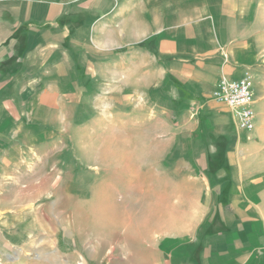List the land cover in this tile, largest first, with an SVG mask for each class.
<instances>
[{
    "label": "rangeland",
    "instance_id": "rangeland-1",
    "mask_svg": "<svg viewBox=\"0 0 264 264\" xmlns=\"http://www.w3.org/2000/svg\"><path fill=\"white\" fill-rule=\"evenodd\" d=\"M253 14L264 17V0ZM81 53L75 71L46 88L53 103L28 94L0 104V264H172V250L202 234L203 212L226 204L235 181L264 237V123L242 133L212 93L192 98L164 70L149 71L154 54L140 52V69L121 75ZM187 197L194 223L167 231ZM206 245L203 237L197 255ZM254 252L249 264H264V245Z\"/></svg>",
    "mask_w": 264,
    "mask_h": 264
},
{
    "label": "crops",
    "instance_id": "crops-1",
    "mask_svg": "<svg viewBox=\"0 0 264 264\" xmlns=\"http://www.w3.org/2000/svg\"><path fill=\"white\" fill-rule=\"evenodd\" d=\"M254 7L255 0H0V104L13 102L8 96L21 102L28 94L43 105L53 103L56 97L46 88H58L66 68L75 71L81 51L85 63L108 69L110 62L121 75L140 69L142 52L154 54L149 71L164 70L195 99L209 96L222 78L238 80L249 73L256 128L259 120L264 123V17L254 15ZM212 102L233 119L224 105ZM258 135L264 142V127ZM245 150V157L256 152L251 145ZM237 162L241 168L249 164L244 158ZM234 183L226 204L203 212L202 234L172 250V264H249L257 255L264 245V237L253 233L258 211L244 187ZM187 199L188 208L181 207L167 231L194 223ZM213 227L228 230L206 234ZM203 237L207 245L197 255Z\"/></svg>",
    "mask_w": 264,
    "mask_h": 264
},
{
    "label": "built area",
    "instance_id": "built-area-1",
    "mask_svg": "<svg viewBox=\"0 0 264 264\" xmlns=\"http://www.w3.org/2000/svg\"><path fill=\"white\" fill-rule=\"evenodd\" d=\"M254 81L249 73L238 80L222 78L211 97L216 103L224 105L231 113L236 127L244 134L253 132L256 121Z\"/></svg>",
    "mask_w": 264,
    "mask_h": 264
},
{
    "label": "bare ground",
    "instance_id": "bare-ground-1",
    "mask_svg": "<svg viewBox=\"0 0 264 264\" xmlns=\"http://www.w3.org/2000/svg\"><path fill=\"white\" fill-rule=\"evenodd\" d=\"M111 206H112V205H111ZM111 206L108 207V209H109L108 212H109V211H117V207H113V206L111 207ZM107 221H108V222H111L112 220H111V218H110V219H108Z\"/></svg>",
    "mask_w": 264,
    "mask_h": 264
}]
</instances>
